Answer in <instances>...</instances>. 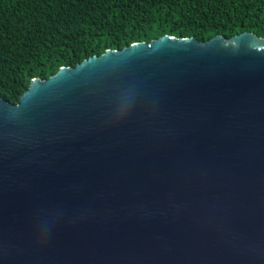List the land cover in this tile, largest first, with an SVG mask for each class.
Masks as SVG:
<instances>
[{
    "label": "water",
    "instance_id": "95a60500",
    "mask_svg": "<svg viewBox=\"0 0 264 264\" xmlns=\"http://www.w3.org/2000/svg\"><path fill=\"white\" fill-rule=\"evenodd\" d=\"M0 264H264V36L163 34L0 95Z\"/></svg>",
    "mask_w": 264,
    "mask_h": 264
},
{
    "label": "trees",
    "instance_id": "16d2710c",
    "mask_svg": "<svg viewBox=\"0 0 264 264\" xmlns=\"http://www.w3.org/2000/svg\"><path fill=\"white\" fill-rule=\"evenodd\" d=\"M244 30L264 36V0H0V95L15 103L33 77L107 48Z\"/></svg>",
    "mask_w": 264,
    "mask_h": 264
}]
</instances>
